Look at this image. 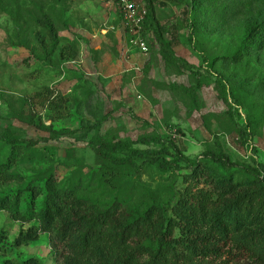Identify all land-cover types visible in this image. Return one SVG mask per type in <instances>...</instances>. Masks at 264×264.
<instances>
[{
	"label": "rangeland",
	"instance_id": "1",
	"mask_svg": "<svg viewBox=\"0 0 264 264\" xmlns=\"http://www.w3.org/2000/svg\"><path fill=\"white\" fill-rule=\"evenodd\" d=\"M202 3L192 28L185 5L157 2L164 38L172 40L176 57L187 63L173 66L164 60L149 29V54H124L127 36L114 0H0V135L12 134L17 141L13 148L0 140V163L10 175L0 180V198L13 201L23 190L20 208H36L43 196L33 201L29 188L41 189L46 174H53L58 182L92 180L100 165L93 140L137 141L155 133L170 137L171 130L177 131V144L192 159L220 145L233 161L249 166L254 161L264 163V50L248 64L221 60L213 68L205 65L202 55L204 48L214 56L232 53L249 19L264 22V0ZM44 15L58 28L55 49L49 37L45 46L39 38L44 29L38 20ZM103 57L110 65L122 62L116 71L122 72L124 81L109 86L96 76ZM135 64L145 68L136 87L132 73L126 72ZM180 86L190 88V93ZM12 97L25 98L28 104L24 108L15 101L10 109L7 100ZM31 118L53 127L54 132L30 125ZM239 130L249 135L253 150L245 146ZM224 133L230 145L219 136ZM216 138L219 143L214 144ZM31 141L36 145H30ZM135 147L161 149L158 145ZM142 170V179L153 189L168 187L176 178L157 166ZM123 173L125 178L131 175ZM38 225L35 219L24 223L0 210V246L4 248L0 264L5 257L17 256L38 257L43 264L65 263L61 248L53 247L47 233L29 245L13 246L22 230Z\"/></svg>",
	"mask_w": 264,
	"mask_h": 264
},
{
	"label": "trees",
	"instance_id": "2",
	"mask_svg": "<svg viewBox=\"0 0 264 264\" xmlns=\"http://www.w3.org/2000/svg\"><path fill=\"white\" fill-rule=\"evenodd\" d=\"M172 1L185 5L190 25L196 27L202 0ZM146 2L149 13L144 37L148 46L146 31L149 29L167 64L187 66L176 57L172 40L164 38L157 17V1ZM38 22L44 29L39 34L41 43L45 46L49 37L55 49L59 37L54 21L44 15ZM263 50L264 22L254 18L244 25L232 53L214 56L204 48L202 55L205 65L213 68L221 60L233 65L248 64ZM75 56L72 53L71 57ZM179 88L187 93L191 91L184 86ZM15 101L24 108L28 104L25 98H8L10 109ZM28 123L54 132L53 127L42 121L36 124L31 118ZM176 132L170 130V137L155 133L137 141L93 140L100 159L92 174L95 184L81 178L58 182L53 174H46L41 189L29 188L33 201L43 196L36 208H20L23 190L18 191L13 201L0 198V210L11 212L24 223L35 219L39 224L22 230L13 246L29 245L47 233L53 247L61 248L64 264H88L89 261L95 264H264V163L254 161L249 166L233 161L220 145L192 159L177 144ZM239 134L246 147L253 145L243 130ZM226 135L219 136L225 139ZM0 140H7L13 148L17 143L9 133L0 135ZM29 143L36 145V142ZM216 143H219L217 138ZM138 144L158 145L161 149H139L135 147ZM147 166H157L176 178L168 187L160 185L153 189L142 179V168ZM5 169V164L0 163V180L10 177ZM124 171L131 172L130 177L125 178ZM240 172L243 174L239 175ZM165 190L167 193H163ZM3 250L0 246V252ZM4 264L43 262L38 257L17 256L5 257Z\"/></svg>",
	"mask_w": 264,
	"mask_h": 264
},
{
	"label": "built area",
	"instance_id": "3",
	"mask_svg": "<svg viewBox=\"0 0 264 264\" xmlns=\"http://www.w3.org/2000/svg\"><path fill=\"white\" fill-rule=\"evenodd\" d=\"M118 10L120 26L127 36V46L125 55L131 52H137L142 56L149 54V46L144 37V24L147 20L149 9L146 0H114ZM159 3H170L172 0H155ZM75 63V62H73ZM80 64V63H79ZM127 73H132V83H136L144 77L145 68L141 65H133ZM177 137L176 134H174ZM226 142L230 145L228 136H225ZM251 150L254 145L249 147Z\"/></svg>",
	"mask_w": 264,
	"mask_h": 264
},
{
	"label": "crops",
	"instance_id": "4",
	"mask_svg": "<svg viewBox=\"0 0 264 264\" xmlns=\"http://www.w3.org/2000/svg\"><path fill=\"white\" fill-rule=\"evenodd\" d=\"M124 33V32H123ZM125 35V34H124ZM135 53L136 54H138L137 52H131L130 54H128V55H135ZM124 54H125V51H124ZM132 55V56H133ZM140 55V54H139ZM128 62L126 61V64H127ZM129 64V63H128ZM121 66H122V62H119V65H116V64H114V65H110L109 63H107L106 62V60L104 59V57H103V61H102V64H101V66H100V70L99 71H96L95 73H96V76H101V77H103L107 82L106 83H108V85L110 86V85H113L114 86V83H117V84H119V83H121L122 82V80L124 81L125 79H124V77L121 75L122 74V72H118V71H116V70H118L117 68L118 67H120L121 68ZM124 66H125V64H124ZM131 65H129L128 67H127V69H126V72L133 66H131ZM123 74H125V73H123Z\"/></svg>",
	"mask_w": 264,
	"mask_h": 264
}]
</instances>
